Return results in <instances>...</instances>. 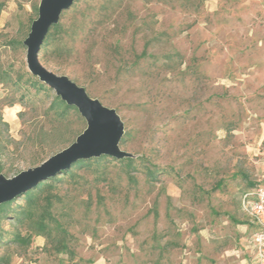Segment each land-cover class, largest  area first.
I'll return each mask as SVG.
<instances>
[{"label":"rangeland","instance_id":"374dc122","mask_svg":"<svg viewBox=\"0 0 264 264\" xmlns=\"http://www.w3.org/2000/svg\"><path fill=\"white\" fill-rule=\"evenodd\" d=\"M39 2L0 0V62L14 76L30 74L27 49L2 44L27 38ZM61 19L68 30L55 35L42 63L115 108L130 134L121 148L142 160L131 171L135 181L110 157L76 170L80 184L67 180L54 192L65 234L3 245L0 257L10 264H243L239 251L251 233L243 230L245 177L264 182V0H79ZM52 94L0 87L2 102L27 96L2 111L7 178L40 166L86 129L77 109L63 124L48 115ZM102 170L108 180L98 182ZM64 237L69 252L59 254Z\"/></svg>","mask_w":264,"mask_h":264},{"label":"water","instance_id":"95a60500","mask_svg":"<svg viewBox=\"0 0 264 264\" xmlns=\"http://www.w3.org/2000/svg\"><path fill=\"white\" fill-rule=\"evenodd\" d=\"M77 1L40 0L38 16L23 45L27 49L26 63L30 74L53 90L68 107L77 109L87 123L86 129L71 145L40 166L22 171L13 178H7L1 173L0 206L25 195L44 180L71 169L79 161L100 159L103 156L114 160L137 157L121 148L122 139L126 135L125 123L115 108L103 105L71 78L53 73L42 63V48L50 30L61 23L63 14Z\"/></svg>","mask_w":264,"mask_h":264},{"label":"trees","instance_id":"16d2710c","mask_svg":"<svg viewBox=\"0 0 264 264\" xmlns=\"http://www.w3.org/2000/svg\"><path fill=\"white\" fill-rule=\"evenodd\" d=\"M4 3H0V12L4 10ZM38 5H34V11L36 17L38 16ZM34 19H31V24L33 23ZM31 25L29 26L28 32L30 31ZM68 30V27L63 25L62 22L58 25H55L49 32V36L44 42L43 45V51H48L49 48L53 46L52 40L55 37L56 34H59L61 32H66ZM28 32L26 33V37L28 36ZM24 40H17V39H11V41L7 43H3L2 45L4 47H9L10 50H16L18 48H23V42ZM147 53L143 52L142 56H145ZM42 60L44 57H41ZM29 86L32 88H35L37 91H44L48 95L52 94V90L48 88L44 83L40 82L38 78L33 77L28 72H24L20 75L14 76L13 73V66L12 67H5L4 64L0 62V87L4 88L6 86L15 87L16 89H22L24 86ZM27 96H23L20 100H13L9 102H2L0 101V125L8 126V123L4 121L2 111L6 108H13L15 105H22L25 101ZM52 102L50 104V108L48 109V115L52 113V117L54 118L55 122H58L59 124L67 123V118L71 114L72 109L68 107L57 95L54 96L52 94ZM76 112V111H75ZM23 114L19 113V117H21ZM64 126V125H62ZM55 130L50 131L49 133L46 132L45 136H47L49 139L52 138V136H55ZM58 134H61V131H58ZM80 133H74L72 136V139H66V144H72V142L79 136ZM130 138V134L127 133L125 137L122 139L121 146L125 145ZM47 140V138L45 139ZM44 140V141H45ZM17 143L16 141L13 142ZM7 148V144H5L4 139L0 135V175L1 172L4 170L5 166L3 164V157L5 153V149ZM137 156V155H136ZM140 156H137L136 158H130V159H123L119 160V162L126 168V171L128 173V177L130 180L135 181L136 177L132 176L131 171H137L138 169V161H140ZM109 159L106 156L101 157L100 159H89L87 161H79L73 165L71 169H68L66 171H63L59 175H56L48 180H44V182H41L37 187L30 189L29 192H27L25 195H22L16 200L4 203L2 206H0V247L3 245L8 244H14L19 245L23 247H28L32 244L35 237H51L52 232H56L57 234H60V232H63L65 234V229L63 228V222L60 220H57V215L53 211V206L55 202L59 203L62 199L58 194H54L58 190V188L63 185L64 183L69 180L71 183L80 184L78 178V173L76 170H85L90 171L95 166H101L102 162ZM47 159H43L41 161H38V164L44 163V161ZM142 160V159H141ZM147 176L153 181L157 179L158 170L157 167L149 163L145 167ZM106 174L105 171L102 170V172L98 176V182H102V180H108V178H105ZM245 180L247 181L248 189L242 193L241 199L244 195H246L251 190L257 188L258 186L264 185V182L261 183H255L249 180V177H245ZM20 199L24 200V203L22 204H16L17 201ZM61 216H64V213L60 214ZM69 214H66L68 216ZM245 215V214H244ZM246 216V215H245ZM249 223L245 225L246 227L251 226L250 224V218L248 217ZM3 221H8L10 225V229H6L2 226ZM56 225V229L53 228V226ZM25 231V232H24ZM66 238L60 239L59 246L55 249L57 253L61 254L62 252H69L68 246L66 242ZM246 240V239H245ZM245 242V241H244ZM245 243H243V247ZM241 250L243 248L241 247ZM72 255L73 253L70 252ZM94 262L90 259L86 261V264H93ZM0 264H10L9 260L6 259L4 256L0 257Z\"/></svg>","mask_w":264,"mask_h":264},{"label":"built area","instance_id":"2783aa9c","mask_svg":"<svg viewBox=\"0 0 264 264\" xmlns=\"http://www.w3.org/2000/svg\"><path fill=\"white\" fill-rule=\"evenodd\" d=\"M241 202L243 213L250 218L251 233L239 252L244 264H264V185L248 192Z\"/></svg>","mask_w":264,"mask_h":264},{"label":"crops","instance_id":"0c3cea01","mask_svg":"<svg viewBox=\"0 0 264 264\" xmlns=\"http://www.w3.org/2000/svg\"><path fill=\"white\" fill-rule=\"evenodd\" d=\"M14 108H8V110L6 111L7 113L6 114H8V112H11L12 110H13ZM18 111H16L15 113H17ZM249 228H251V226H249ZM249 228H248V226L246 227V229H245V227H244V231L246 232V231H248L249 230ZM243 240V239H242ZM244 242V241H243ZM242 245H243V243H242ZM242 248H244V247H242ZM244 263H245V261H244ZM243 263V264H244ZM100 264V263H99Z\"/></svg>","mask_w":264,"mask_h":264}]
</instances>
